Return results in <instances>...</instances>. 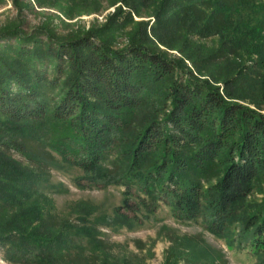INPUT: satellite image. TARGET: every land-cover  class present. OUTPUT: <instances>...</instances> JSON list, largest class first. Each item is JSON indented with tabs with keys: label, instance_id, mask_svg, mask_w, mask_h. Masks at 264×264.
I'll return each instance as SVG.
<instances>
[{
	"label": "trees",
	"instance_id": "obj_1",
	"mask_svg": "<svg viewBox=\"0 0 264 264\" xmlns=\"http://www.w3.org/2000/svg\"><path fill=\"white\" fill-rule=\"evenodd\" d=\"M143 2L157 10L158 24L170 21L165 16L173 8L175 31L191 27L219 36L224 49L201 63L226 62L222 91L195 76L183 58L152 49L140 36L117 46L92 29L62 37L42 27L4 26L0 208L24 211L35 191L33 175L19 172L7 152L45 169L53 157L48 146L90 185L123 188L109 225L147 218L164 204L179 220L200 219L230 245L237 239L264 264V196L247 200L264 180V108L259 98L255 108L243 103L252 92L264 99V8L256 0L124 5ZM47 124L59 130L45 145L37 128ZM23 220L0 226L10 260L34 264L62 255L67 235L29 229L33 219Z\"/></svg>",
	"mask_w": 264,
	"mask_h": 264
},
{
	"label": "rangeland",
	"instance_id": "obj_2",
	"mask_svg": "<svg viewBox=\"0 0 264 264\" xmlns=\"http://www.w3.org/2000/svg\"><path fill=\"white\" fill-rule=\"evenodd\" d=\"M256 2L264 8V0ZM124 3L121 0H0V29L17 23L26 30L42 27L62 37L92 29L117 46H125L140 36L152 49L183 58L195 76L219 86L222 91L226 62L201 63L209 54L224 49L218 35L207 36L191 27L175 31L173 8L165 16L170 21L158 24L157 10L151 6L132 4L129 8ZM117 7L122 8L121 13L115 12ZM247 96L251 104L243 103L255 108L252 102L259 98L264 108V99L259 94L252 92ZM55 130L59 129L53 124L44 128L41 125L37 128V141L43 139L45 145L49 144ZM46 150L53 157L45 169L25 161L16 152H7V157L19 166V172L33 175L31 188L35 191L26 200L24 211L0 208V226L9 220L23 224L24 217H31L33 223L29 229L69 238L62 255L52 254L47 262L34 264H258L259 258L248 246L237 245V239L228 244L226 239L208 232L200 219L179 220L164 204L147 218L141 214L139 221L128 225H109L114 210L122 205L123 188L90 185L78 167L61 160L48 146ZM263 196L264 180L247 200L260 202ZM86 213L88 216L84 217ZM87 228L88 233L83 231ZM6 253L7 249L0 245V264H33L12 261Z\"/></svg>",
	"mask_w": 264,
	"mask_h": 264
}]
</instances>
